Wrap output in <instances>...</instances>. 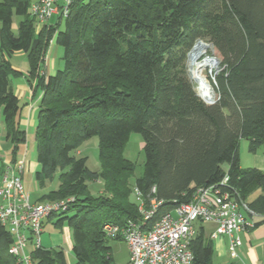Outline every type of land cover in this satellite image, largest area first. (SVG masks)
<instances>
[{"label": "trees", "instance_id": "16d2710c", "mask_svg": "<svg viewBox=\"0 0 264 264\" xmlns=\"http://www.w3.org/2000/svg\"><path fill=\"white\" fill-rule=\"evenodd\" d=\"M32 3L0 0V115L13 164L26 131L10 79L23 74L10 60L22 53L26 83L32 98L39 96L34 180L43 189L58 179L38 201L74 198L54 223L71 232L74 264H114L102 226L140 218L133 188L146 203H161L148 227L225 176L226 188L264 217V172L239 163L242 140L251 154L264 146V0H74L65 18L39 32ZM202 40L220 60L213 104L198 96L187 74V55ZM54 43L63 67L49 75L46 57ZM130 133L140 134L144 154L133 183L135 165L124 157ZM92 138L97 171L73 155ZM93 181L102 183L97 195L89 190ZM11 244L0 225V264H20L8 254ZM188 247L192 264H212L213 243L203 227ZM30 257L34 264H68L60 248L33 247Z\"/></svg>", "mask_w": 264, "mask_h": 264}, {"label": "built area", "instance_id": "2783aa9c", "mask_svg": "<svg viewBox=\"0 0 264 264\" xmlns=\"http://www.w3.org/2000/svg\"><path fill=\"white\" fill-rule=\"evenodd\" d=\"M73 1L36 0L30 6V13L42 25L55 15L65 18ZM24 169L21 162L16 166L4 164L0 174V225L12 238L8 254L17 263L34 264L26 248L29 244L40 246L43 222L66 212L74 198L32 203L21 183L20 174ZM227 182L225 176L218 185L198 188L189 202L160 216L149 227L147 221L161 203L155 199L146 203L140 191L133 188V202L140 218L128 220L123 227L105 223L102 233L110 241L120 239L127 245L129 257L125 264H192L193 255L188 245L196 234L193 222L199 221L214 225L209 234L212 241L221 237L228 239L229 257L236 259L237 250L242 246L240 235L254 225L244 215H257L237 193L226 188ZM154 192L152 188L151 193Z\"/></svg>", "mask_w": 264, "mask_h": 264}, {"label": "rangeland", "instance_id": "374dc122", "mask_svg": "<svg viewBox=\"0 0 264 264\" xmlns=\"http://www.w3.org/2000/svg\"><path fill=\"white\" fill-rule=\"evenodd\" d=\"M17 22H18V19L14 18L13 19V32H16ZM48 23L50 25H55L57 23V16L55 15L51 19H49ZM60 29L61 30L63 29V21L60 24ZM202 42L210 46V48L208 49V54L212 55L211 57L218 59V61H219L218 65H217V70H218L220 68V60L218 58V55L216 54V52L212 48L211 44H209L208 42H206L204 40H202ZM61 57H62V48L57 46L55 43L51 44L49 51L47 53V57H46V66H49L51 61L54 60L57 69L58 70L62 69L63 63H62ZM10 61L12 64L23 65L24 67L27 65L25 58L21 57V56H15ZM188 67H189V65H188V55H187L186 68H187L188 78L192 82V84L194 85L195 92L198 94L197 85L194 81V78L189 74ZM218 71H220V69ZM200 72H202L203 75H201ZM199 75L201 77H203L207 81V83H209L210 86H212L214 71L209 72L207 70V68L202 67L199 71ZM10 79L13 80L12 78H10ZM215 99H216V96H215ZM32 132L33 133H31V134L29 133L30 135L27 136V140L25 143V147L27 149L26 150V157L28 160L30 157L34 158V156L36 155L35 143H34V137H33L34 136V130ZM96 143H97V139L93 138L90 141H88L87 143H85L86 145L84 144L80 148V150H78L79 152H81V154H79L78 151H75L73 153V155L76 157H85L87 159L86 166L91 171H97L99 168L98 150H97ZM142 148H143V142H142V138H141L140 134L130 133L128 136L125 148H124V157L127 160L131 161L135 165L134 175L131 178L132 183L134 182V180L136 178L141 176L142 171H143L144 154H143ZM7 150H9L8 147H7ZM20 150L22 152L24 150V147L23 148L21 147ZM239 152H241L245 155H248V142H247V140H242L240 142ZM242 156H244V155H242ZM21 183H22L23 188L29 193V195L31 197L30 201L32 203H34L33 201L38 199L42 194L47 193L48 191L54 190L58 185V179H57V177H55L52 182L47 184L45 189H40L39 186L36 184L34 178H32L31 182L27 185L25 184L24 181H22ZM88 186H89V190H90L92 195H97L98 190L100 188H102L100 185L97 184L96 181L90 182L88 184ZM132 200H133V198H132ZM58 219H59V215H56V216L52 217V219L49 221L45 220L43 222V227L46 224H48L50 221L52 222V225H53ZM193 227H194L195 231H197L200 227H203L204 232H205V238L214 229V225L209 224V223H201L199 221L193 222ZM46 228L42 229V233L39 236L41 246L43 248H60L65 253L67 263L68 264H74L75 261H74L72 254H71L72 236H71V232L67 228L66 224L64 223L61 228L55 229L54 231H56V233L55 232L51 233L53 228L51 230H50L49 226H47ZM66 233H68V235ZM54 234L59 235L62 238L61 245H58L57 247H51V245H50L49 235H54ZM109 246H110V252H111L112 259H113V263L114 264H125L128 260V257H129L127 245L123 241H117L116 240V241H110ZM32 249H33V246H31V244H29L28 247L26 248V252L30 255V252L32 251ZM230 259L228 257L224 258L225 261H228L229 263H231ZM212 260H213L212 264H220V262H222V259L217 260L215 255L213 256ZM218 261H220V262H218Z\"/></svg>", "mask_w": 264, "mask_h": 264}, {"label": "crops", "instance_id": "0c3cea01", "mask_svg": "<svg viewBox=\"0 0 264 264\" xmlns=\"http://www.w3.org/2000/svg\"><path fill=\"white\" fill-rule=\"evenodd\" d=\"M35 1L36 0H32V2H35ZM48 21L46 24H49ZM42 26L43 25L37 24L36 32H39ZM15 56H21L25 58V56L22 53H16L12 56V58ZM12 67L14 68V70L23 74V76H20L17 79L11 80V83H12L15 95L17 96L19 100V105H20L19 118H18L19 125L23 130L26 131V140H27V136H29L31 133H33L32 131L35 130L36 115H37L38 106H39V96L32 98L30 89L26 83L25 75H26V71L28 68L27 65L24 67L23 65L12 64ZM56 69L57 67H56L54 60L51 61L49 66H46V72L49 75H52L54 71H56ZM96 146H97V143H96ZM7 147L9 150H7ZM21 147L22 148L24 147V150L22 152L20 150ZM21 147L18 151L16 162L13 163L12 165L16 166L20 162L24 164L25 169L20 174V177H21V182L24 181L25 184L27 185L31 182L32 178H34V174L39 169V166L36 162V155L34 156V158L30 157L28 160L26 157L27 149L25 145ZM78 153L81 154V152L79 151ZM0 158L2 159V170H3L4 164L11 162V145L8 142H6L4 139V128H3L1 115H0ZM239 163L242 169L255 168V169H258L264 172V146H262L256 154H251L248 152V155H245L239 152ZM2 170L0 171V174ZM96 182L98 185L102 186V183L100 181H96ZM46 186L43 189H45ZM100 191H102V188L98 190V192ZM45 194L46 193L42 195H45ZM38 199H36L33 202L34 203L39 202ZM244 216L246 217L247 220L253 221L254 225L252 228L247 229L246 232L240 235L241 240H242V246L237 250L238 257L236 259L232 260L229 257L228 239L226 237H221L219 239H215L212 241L214 255L216 256L217 260L222 259V262L218 261L220 262V264H264V217L263 216L251 217L249 215H244ZM47 226L50 227V230L53 228L51 233L53 232L56 233V231L54 230L57 228H54L55 226L54 224L52 225L51 221L48 224H46L43 227V229H45ZM66 234L68 235V233ZM49 239H50L51 247H57L58 245H61L62 243L61 236L56 235V234L49 235ZM40 246H41V242H40ZM225 257H228L231 260V263H229L228 261H225L224 260Z\"/></svg>", "mask_w": 264, "mask_h": 264}, {"label": "bare ground", "instance_id": "6f19581e", "mask_svg": "<svg viewBox=\"0 0 264 264\" xmlns=\"http://www.w3.org/2000/svg\"><path fill=\"white\" fill-rule=\"evenodd\" d=\"M209 45L203 43H195L191 51L188 53V69L189 74L194 78L197 85L198 94L207 102H212L214 97L212 95L211 86L207 81L199 75L202 67L207 68L209 72H213L217 68V63L214 57L208 54Z\"/></svg>", "mask_w": 264, "mask_h": 264}, {"label": "water", "instance_id": "95a60500", "mask_svg": "<svg viewBox=\"0 0 264 264\" xmlns=\"http://www.w3.org/2000/svg\"><path fill=\"white\" fill-rule=\"evenodd\" d=\"M196 43H201V41H197ZM215 59V61H216V63L218 64L219 63V61H218V59H216V58H214ZM217 72H218V70H217V68H216V70L214 71V75L215 74H217ZM211 91H212V95H213V97H215V92H214V89H213V87L211 86ZM198 92V91H197ZM198 96H199V94H198ZM200 97V96H199ZM201 98V97H200ZM202 99V98H201ZM203 100V99H202ZM204 101V100H203ZM215 99L212 101V102H210V103H208V102H206V101H204V102H206V103H208V104H213V103H215Z\"/></svg>", "mask_w": 264, "mask_h": 264}]
</instances>
